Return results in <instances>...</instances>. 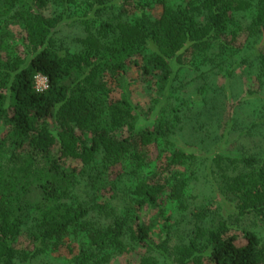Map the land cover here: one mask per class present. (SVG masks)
Returning a JSON list of instances; mask_svg holds the SVG:
<instances>
[{"label":"trees","instance_id":"trees-1","mask_svg":"<svg viewBox=\"0 0 264 264\" xmlns=\"http://www.w3.org/2000/svg\"><path fill=\"white\" fill-rule=\"evenodd\" d=\"M74 1L0 0V163L43 202L29 224L25 188L0 190V264H264V240L239 229L264 224L263 147L240 145L264 135V96L249 92L259 120L239 130L229 90L209 89L240 71L263 90L264 0H85L71 54L55 35ZM188 127L198 148L178 145ZM200 159L219 202H196Z\"/></svg>","mask_w":264,"mask_h":264},{"label":"rangeland","instance_id":"rangeland-1","mask_svg":"<svg viewBox=\"0 0 264 264\" xmlns=\"http://www.w3.org/2000/svg\"><path fill=\"white\" fill-rule=\"evenodd\" d=\"M85 0H76L74 1L69 10L70 17L69 21L64 22L59 28L58 32L55 35L57 46L58 47H64L67 48L69 53L76 54L79 52V42L81 38L85 34V29L76 22L73 18H78V14H83L85 11ZM76 15L75 17H73ZM115 19V16L110 14H104L103 19H100V21L106 22V23H114L113 20ZM112 65V64H111ZM110 65V66H111ZM74 76L76 78L79 77V73L77 70H74ZM236 75L231 78V80H228L226 83H224V79L221 78L222 76H218L217 78L212 79V84L209 87V89H214L215 86H223L226 87L228 94L230 96L231 104L235 105L238 103L237 106H235L234 112H235V123H237L236 127L237 129L244 130L247 127H249L252 123V121L256 118L259 120L257 109L261 102H257L253 99H251V96H249V92H254L259 94L260 97L264 96V88L261 90L258 86V81L254 76L246 75L244 72H236ZM184 82L188 81L189 79H183ZM216 82V83H215ZM40 87L43 85L39 84ZM183 98L187 97L190 98V96L194 95V89L191 87V85H188L185 89V92L183 93ZM253 94V93H252ZM115 96L119 95V92H116L114 94ZM118 98H121V100L126 99V97L123 95H119ZM129 99L134 105H138L140 108H144L147 105V99L146 95L142 88L135 87L134 89L129 90ZM190 100V99H189ZM239 101H243L240 102ZM263 104V103H262ZM124 109L130 110V108L127 105H123ZM140 113L142 116H144V110L142 109ZM131 111V110H130ZM257 112V113H256ZM146 116V115H145ZM241 130V131H242ZM264 134V133H263ZM202 138L201 133L193 134L188 127L185 131V138L180 139V142L178 145H181L182 147H186V145H192L193 142H195L193 145L194 147H197L198 139ZM6 149L9 147V145L5 142L4 143ZM241 146L249 148H254L256 146L263 147L262 152L264 153V135L263 137L259 134H253V136L249 139L244 140L241 139L240 142ZM147 157L149 160H153L154 158H157V150L154 148H148L147 149ZM205 159L198 160V166L199 171L195 174L191 189L193 191V194L196 196L198 204L204 205L205 203L209 201L216 200L219 202V199H215V196L213 195V192L211 190L210 185L207 183V178L205 174L206 169V163ZM163 162V159H158L157 163ZM15 178L12 175V168L10 164H7L5 161L2 160L0 163V190L7 193V195H10V193L15 191H19L22 186L25 188V194H24V200H25V206L29 210V214L32 216L29 219V224H32L34 221V217L38 214V207L43 205V202L41 201V197L38 194L37 186L31 179H17L19 180V184L16 187H13L11 183H15ZM13 190H12V189ZM124 201L122 200V194H119L117 199L112 202L113 207H116L117 210L121 211ZM225 203V202H224ZM224 203L222 206H225ZM228 203V202H227ZM226 203V205H228ZM186 221V220H185ZM185 225V224H184ZM182 226V228L184 227ZM239 229L241 230H249L257 235V237L262 241L264 240V224H262L259 219L255 218L254 216H247L240 220L239 222ZM28 243L27 236L24 234L20 237L18 241V247L23 248ZM130 259V260H129ZM137 258H135V261L131 258L130 255L120 256V257H113L109 262L107 261L106 264H130L132 262H136ZM51 262V261H50ZM56 264V263H52ZM58 264H65V263H58Z\"/></svg>","mask_w":264,"mask_h":264},{"label":"built area","instance_id":"built-area-1","mask_svg":"<svg viewBox=\"0 0 264 264\" xmlns=\"http://www.w3.org/2000/svg\"><path fill=\"white\" fill-rule=\"evenodd\" d=\"M35 82H36V90L38 92H42L47 89V81L44 77L38 75L35 77ZM39 84L43 85L42 87L39 86Z\"/></svg>","mask_w":264,"mask_h":264}]
</instances>
